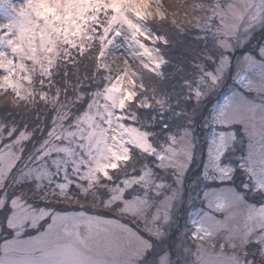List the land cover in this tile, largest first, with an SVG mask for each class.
<instances>
[{"label":"snow or ice","instance_id":"6c2138e0","mask_svg":"<svg viewBox=\"0 0 264 264\" xmlns=\"http://www.w3.org/2000/svg\"><path fill=\"white\" fill-rule=\"evenodd\" d=\"M81 2L95 5L99 48L113 36L122 9L116 0ZM206 5L196 9L203 11V23L198 16L189 21L190 35L184 26L172 25L179 43L189 41L183 52L172 59L161 53L157 60L144 48L155 79H163L169 66L176 68L180 99L165 111L167 101L153 89L158 114L149 103L146 126L137 128L139 111L136 119L131 114L123 119L146 145L125 142L123 168L119 162L104 166L110 157L103 129L84 122L92 105L83 85L75 89L77 112L61 118L59 133L53 115L52 127L36 144L28 125L11 121L13 114L0 108V119L6 117L0 124V264H264V226L243 245L235 235L253 213L264 221V43L248 50L255 31L264 30V0H206ZM154 32L155 52L163 44L172 55L170 39ZM12 34L11 25L0 26V37ZM13 43L0 39V49L12 53L7 59L0 52V92L24 103L15 90L20 85L13 78L23 66ZM228 80L235 90L204 118L207 148L202 170L193 173L197 117ZM66 201L79 206H61Z\"/></svg>","mask_w":264,"mask_h":264},{"label":"rangeland","instance_id":"374dc122","mask_svg":"<svg viewBox=\"0 0 264 264\" xmlns=\"http://www.w3.org/2000/svg\"><path fill=\"white\" fill-rule=\"evenodd\" d=\"M116 4L122 9V15L118 14L120 19L114 26L113 36L103 45L99 55L101 66L115 83L108 87L103 99L84 117V122L93 125L94 130L103 129L104 147L106 154L110 157L104 166L115 167L119 162L123 168L124 161L128 159V148L124 146L125 142L138 147L146 146L141 133L133 128L131 123L128 125L123 123V119L129 116L123 113V109L140 95L139 89H145L143 76L147 72L150 73L147 70L150 61L142 54L144 48L153 50L156 59H160L161 52H155L157 42L155 32L150 28V22L165 18L166 13L162 8L161 0H136V4L129 5H121L119 0H116ZM2 5L0 6V26L11 25L13 34L10 38L0 37V39H3L5 44L8 39H12L13 47L17 48L18 64L23 67L17 69V75L13 79L20 85L15 89L20 94L28 88L26 82L30 80L31 74L36 70H47L51 66L59 42L86 43L91 38L88 29L96 23L92 19L96 15L95 5L90 6L82 3L81 0H2ZM206 6L205 3L203 7ZM199 18L201 22H204L203 11ZM117 31L120 33L119 40L115 38ZM261 32L263 35L260 41L264 43V30L257 29L248 44V50L255 49L257 45L254 42L255 37ZM146 36L151 39H146ZM110 45L123 52L125 56L110 53L107 50ZM0 52H3L7 59H11L12 53L7 47L0 49ZM241 54L242 50L237 49L236 55ZM235 87L231 80L226 81L225 86L210 97V102H205L203 111L208 106L210 112L204 118H207L213 107L222 102L224 95L230 94ZM149 103L151 100L143 95L137 105L147 107ZM117 110H120L119 119L116 115ZM164 110L167 111L166 106ZM131 118L135 119L132 116ZM204 118L198 120L197 117L198 121L194 130L197 137V156L192 168L193 173H199L202 170L201 153L207 148L206 137L209 129L205 126ZM114 125L119 130V134L112 132ZM54 131L60 132L58 129ZM112 156L115 159H111ZM241 180L243 177L236 181L237 184ZM261 226H264V221L260 219L259 213H253V219L243 224L235 233L238 242L241 245L246 243L255 228Z\"/></svg>","mask_w":264,"mask_h":264},{"label":"trees","instance_id":"16d2710c","mask_svg":"<svg viewBox=\"0 0 264 264\" xmlns=\"http://www.w3.org/2000/svg\"><path fill=\"white\" fill-rule=\"evenodd\" d=\"M161 1L166 16L163 19H154L150 22V28L153 31H159L163 36H167L173 43L175 51H173L172 55H169L170 50L164 48L163 44L159 45L160 52L165 56H169V59H172L176 53L183 52L189 43L187 37L184 38L185 43L181 44L179 43L180 37L172 36L174 32V28L172 27L173 23L177 27L184 26L185 29L189 30L190 35L191 25L189 21L195 20L197 16L200 17L201 11L196 12V9H200L206 3V0ZM101 19H104V17L101 16ZM88 31L91 38L86 43H79L77 41L74 44L69 42H59L57 44L51 66L47 70H36L31 74L30 80L26 82L28 88L22 94L18 92L23 96L24 103H20L11 93L5 96L3 92H0V108L7 109L13 114L11 121H15L18 125L23 123L28 125L29 132L35 133L33 144L39 143L45 138L44 134L52 127L53 115L56 117L55 130L58 129L61 131L59 126L61 118L69 111L73 114L77 112L78 109L74 107V101L78 98L75 89L80 88L81 85L84 86L83 94L91 97L89 101L92 105L91 112L94 106L103 99L105 92L110 86L108 82L102 79L106 76L112 81L105 70L98 74L94 71L96 68H103L99 56H97V51L100 53L104 44L98 48L97 43H94L96 33L93 26ZM159 32L157 34H160ZM262 35L263 32L257 34L254 41L255 44L257 43L258 45L261 43L260 37ZM257 45H255V48ZM101 84H103V87H100ZM143 85L147 91L138 88L140 95L123 109V113L131 114L135 119L136 113L139 111V127L146 126L149 123L146 112L147 107L137 105L141 96L145 95L151 100L154 114H158L160 108L153 100V89H155V96L157 98H162L167 101L164 105L167 108L171 104L173 109H175V102L177 99H180V89L175 67L169 66L166 68L163 79H155L150 73H145L143 76ZM40 97H43V99ZM180 107H184L183 101ZM99 108L101 110V107ZM209 112L210 110L207 106L202 111V115L198 116V120L204 118ZM192 114L193 112L189 113V115ZM168 118H171V114H169ZM4 119H0V124L4 122ZM154 123H159V120L157 119ZM159 132L160 130L157 129L158 134ZM133 157L135 158L134 150ZM61 206L76 208L79 205L75 201H66ZM85 207L90 209L91 203L85 202Z\"/></svg>","mask_w":264,"mask_h":264},{"label":"bare ground","instance_id":"6f19581e","mask_svg":"<svg viewBox=\"0 0 264 264\" xmlns=\"http://www.w3.org/2000/svg\"><path fill=\"white\" fill-rule=\"evenodd\" d=\"M108 51H110V53H116L118 56H122L124 57L125 55L123 54V52H121L120 50L116 49L115 47L113 46H108L107 48ZM126 91V89H124ZM130 95V94H129ZM112 132L115 133V134H119V130L116 128V126L114 125L113 126V129H112Z\"/></svg>","mask_w":264,"mask_h":264}]
</instances>
